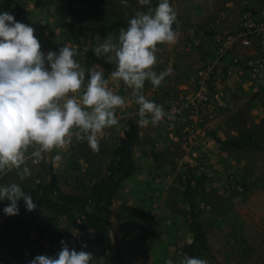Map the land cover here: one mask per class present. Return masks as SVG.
I'll return each mask as SVG.
<instances>
[{
	"label": "rangeland",
	"instance_id": "rangeland-1",
	"mask_svg": "<svg viewBox=\"0 0 264 264\" xmlns=\"http://www.w3.org/2000/svg\"><path fill=\"white\" fill-rule=\"evenodd\" d=\"M169 2L177 13L179 38L174 45H158L155 71L169 66L173 71L158 88L146 82L144 92L171 118L141 126L139 106L131 102L117 109L119 123L105 129L99 152L74 136L67 150L47 153L38 164L29 161L31 175L24 180L13 170L0 175V185L36 188L54 175L60 192L88 202L92 185L109 176L132 120L138 126L131 148L135 171L121 181L109 217V235L123 264H180L191 257L194 232L185 189L196 178L203 179L196 220L207 243L208 264H264V152L225 148L217 141L250 136L264 143V0ZM69 5L77 9L80 35L65 44L78 48L75 59L82 67L99 65L107 78L115 64L93 49L110 34L116 40L129 19L149 6L138 0H127L126 6L121 0H101L94 7L82 0H0V13L33 27L46 56L59 54L72 20ZM244 12L259 24L251 33L243 29ZM110 87L131 100L123 82ZM18 207V215L0 210V264L55 257L61 241L70 250L91 252L94 264H109L92 229L77 214Z\"/></svg>",
	"mask_w": 264,
	"mask_h": 264
},
{
	"label": "clouds",
	"instance_id": "clouds-1",
	"mask_svg": "<svg viewBox=\"0 0 264 264\" xmlns=\"http://www.w3.org/2000/svg\"><path fill=\"white\" fill-rule=\"evenodd\" d=\"M121 2L126 6L127 0ZM138 2L149 5L151 0ZM175 24L177 13L169 0H159L146 12L137 11L116 40L110 34L93 49L97 57L115 64L105 78L99 65L87 70L81 66L75 46L65 44L59 54L49 51L45 56L33 27L16 21L9 12L0 13V175L15 170L24 180L31 175L29 161L38 164L47 153L67 150L74 136L86 139L91 150L99 152L105 129L119 123L117 109L131 102L139 106L141 126L171 118L145 95L144 88L146 82L158 88L173 71L170 66L159 73L155 68L158 45L178 41ZM118 82L131 90V100L110 87ZM55 158L60 159L59 154ZM5 199L10 203L3 212L9 216L19 214L20 200L28 211L37 208L15 182L0 185V201ZM61 245L57 256L38 255L30 264H94L91 252L70 250L64 241ZM180 264L208 261L186 256Z\"/></svg>",
	"mask_w": 264,
	"mask_h": 264
},
{
	"label": "trees",
	"instance_id": "trees-1",
	"mask_svg": "<svg viewBox=\"0 0 264 264\" xmlns=\"http://www.w3.org/2000/svg\"><path fill=\"white\" fill-rule=\"evenodd\" d=\"M82 1H86L90 7H94L101 0ZM158 3L159 0H151L148 6L154 9ZM69 9L72 20L64 35L62 47L70 38H73L77 42L80 35V32L76 28L78 22L77 9L71 5H69ZM173 27L175 29V25ZM137 136L138 126L132 120H128L124 135L116 150V160L110 169L109 176L107 179L100 180L92 185L87 198L88 202H83L80 198L72 194L60 192L54 175L43 186H37L36 188L21 187L26 194L32 197L37 208H46L62 216L77 214V217L82 220L83 224L92 229L95 238L106 254L109 264H123L120 253L109 235L110 206L121 181L132 175L135 171L131 148ZM217 141L225 148L247 147L264 152V143L250 136H244L230 141L217 139ZM202 184L203 179L196 178L194 184L189 183L185 189V195L191 204L190 226L194 232L193 240L188 246V253L191 257L207 260V243L202 233L201 225L196 220V199L201 195ZM9 203L7 199L0 201V210H3ZM18 206L26 205L23 200H20L18 201Z\"/></svg>",
	"mask_w": 264,
	"mask_h": 264
},
{
	"label": "built area",
	"instance_id": "built-area-1",
	"mask_svg": "<svg viewBox=\"0 0 264 264\" xmlns=\"http://www.w3.org/2000/svg\"><path fill=\"white\" fill-rule=\"evenodd\" d=\"M242 22H243L242 24L243 29L245 30L246 33H251L252 31H254V29H256L259 26L256 19H254V17L250 12L243 13ZM259 64L260 62H256L254 66L258 67Z\"/></svg>",
	"mask_w": 264,
	"mask_h": 264
}]
</instances>
